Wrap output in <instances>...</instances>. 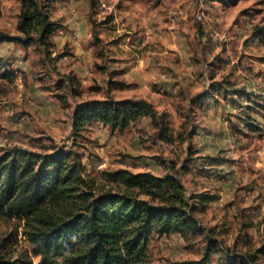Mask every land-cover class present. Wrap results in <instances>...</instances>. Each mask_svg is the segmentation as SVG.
I'll return each mask as SVG.
<instances>
[{
  "label": "rangeland",
  "instance_id": "obj_1",
  "mask_svg": "<svg viewBox=\"0 0 264 264\" xmlns=\"http://www.w3.org/2000/svg\"><path fill=\"white\" fill-rule=\"evenodd\" d=\"M47 4L61 23L48 55L0 41L9 72L0 77V153L63 146L79 152L97 188L117 189L103 171L126 168L175 175L187 196H213L204 204L189 198L204 231L151 233L154 264L201 260L209 234L219 245L202 264H227L229 251L253 253L264 241V0ZM18 13V0H0V30L17 32ZM224 86L246 94H225ZM109 95L152 103L170 138L161 139L148 116L121 130L91 121L75 133L76 102ZM0 250L37 264L21 222L1 213Z\"/></svg>",
  "mask_w": 264,
  "mask_h": 264
},
{
  "label": "trees",
  "instance_id": "obj_2",
  "mask_svg": "<svg viewBox=\"0 0 264 264\" xmlns=\"http://www.w3.org/2000/svg\"><path fill=\"white\" fill-rule=\"evenodd\" d=\"M18 1L17 32L0 30V41L24 47L33 44L48 55L52 35L61 23L51 17L47 0ZM5 64L0 56V77L9 73ZM224 88L225 94L240 90ZM243 92L237 97H243ZM141 116H148L159 126L161 139L170 138L152 103L143 98L116 99L109 95L83 99L73 108L71 124L75 133L96 120L121 130ZM239 118L252 126L246 117ZM103 174L118 188H97L94 178L84 170L79 152L72 148L36 150L13 145L0 153V213L21 222V233L30 244L31 254L38 256L37 264H154L148 258L152 232L186 235L204 231L189 198L204 204L213 196H187L175 175L126 168L105 170ZM207 238L201 260L161 264H202L219 245L210 234ZM257 255L264 256V241L253 253L227 252V264H255ZM0 264L18 263L0 250Z\"/></svg>",
  "mask_w": 264,
  "mask_h": 264
},
{
  "label": "crops",
  "instance_id": "obj_3",
  "mask_svg": "<svg viewBox=\"0 0 264 264\" xmlns=\"http://www.w3.org/2000/svg\"><path fill=\"white\" fill-rule=\"evenodd\" d=\"M241 98H242V97H241ZM241 98H240V99H241ZM216 163H218V162H216ZM212 165H213V164H212Z\"/></svg>",
  "mask_w": 264,
  "mask_h": 264
}]
</instances>
